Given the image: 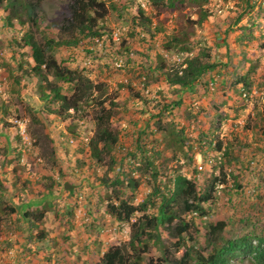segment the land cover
I'll return each mask as SVG.
<instances>
[{
    "label": "trees",
    "instance_id": "obj_1",
    "mask_svg": "<svg viewBox=\"0 0 264 264\" xmlns=\"http://www.w3.org/2000/svg\"><path fill=\"white\" fill-rule=\"evenodd\" d=\"M148 1L156 15L165 10L173 11L184 3H193L199 7V15L192 24L199 25L210 17L206 10L200 8L208 0ZM0 7L5 12L1 19L4 26L11 27L13 20L19 25L27 24L26 31L19 37V47L25 51V56L31 60L32 65L25 67L16 61L15 69L20 75L12 76L13 81L18 82L19 78L27 81L34 79L38 100L44 103V115L75 119L73 114L87 110L86 115L89 114L92 122V134L85 145L80 144L77 151L81 154L82 162L88 163L87 166H106L104 176L98 179L105 202L102 210L118 230L126 231L127 236L125 242L112 245L103 251L93 264H143L144 256L151 248L158 250L159 256L154 260H145L144 264H236L238 260H244L247 264H264V216L257 215L259 210L252 209V213L246 211L244 216L240 214L241 217L236 220L235 225L232 216L227 218L233 226L225 219L207 222L201 229L202 237L197 238L195 235L199 226L196 220L210 217L215 205L222 202L219 194L223 196L230 193L226 187L229 181L233 195L241 198L242 185L238 170L240 161L233 152L237 141L234 138L231 143L223 145L215 134L227 115L215 109L210 129L207 128L206 132L199 131L195 137H189L182 127L174 123L173 119H169L173 106L181 105L179 99L160 104L156 99L148 100L136 91L135 98L142 106L147 105L148 120L152 122L150 125L145 123L144 127L135 131L131 144L114 151L119 138L112 120L119 103L106 92L103 82L91 81L89 71L84 66L72 68L67 61L54 57L56 48H86L94 37L101 39L105 36L106 42L102 39L101 42L113 50L111 57L101 52L84 50L88 57L86 61L92 64L96 62L98 75L101 77H105V73L113 74L121 67L124 71L133 70L135 60L131 57V51H128L123 43L117 49L112 47L107 18L113 14L120 21H124L128 26L127 37L130 40L136 38L141 42H151L160 29L152 25L134 0H69L65 6V15L51 24L58 37L56 41L39 30V20L30 1L22 3L21 0H0ZM257 17L260 19L259 28L253 23ZM219 25L216 38L212 37V45H218L219 41L226 59L230 45L232 50L255 44L258 45L257 48L262 49L264 0H237L235 10L224 19L221 18ZM160 46L165 53L173 50L184 55L178 63L171 65L161 56H157L153 69L148 66L144 69L143 77L146 80L152 69L166 88H178L182 92L192 93L198 86L206 91V83L202 81L208 73L214 70L224 74L226 72L227 61H221L220 57L215 58L212 46L204 42L189 41L188 33L183 30L164 36V42ZM115 57L120 58L119 69H114L109 64ZM254 69L252 66L247 73H252ZM217 75L219 80L214 84L215 90L217 85L223 88L228 80V77L222 74ZM263 78L264 70L261 87H264ZM63 86H66L69 94L61 92ZM236 86L239 98L242 93L250 92V80L246 75H237L230 81L231 88ZM252 105L253 124L244 128L250 131L264 122V100L261 103L254 101ZM24 109L29 115L30 123L41 130L37 111L28 105H24ZM68 111H72V114ZM198 114L208 117L199 107L195 114L189 117L195 119ZM163 118L166 119L165 124L162 123ZM74 126L75 123L72 127ZM155 133L171 136V144L166 143V147H173L174 150L168 159L164 158L159 150L160 144ZM39 134L48 142L47 155L52 157V141L47 135L41 132ZM149 135L154 138L146 142ZM29 137L35 141L39 140L33 131H30ZM5 151L7 154L11 151L10 142ZM169 161H176L178 165L173 170L166 169L167 172L164 173L163 165ZM200 166L210 167V171L198 181L201 172L197 171V167ZM111 171H115L114 175L107 177V172ZM142 180L147 182L148 193L139 202H133ZM48 181L51 183L52 179L49 178ZM1 188L0 182V190ZM68 194H74V191L69 190ZM227 201L228 209L237 211V204L230 198ZM231 201L233 205L230 204ZM32 208L30 204H22L18 212L13 206L5 205L0 200V236L9 238L19 233L22 237L21 253L27 255L34 250V245H43L48 241V245L54 246L53 239L48 238L46 232L36 231L37 224L42 221L44 214L34 213ZM65 214L63 217L69 212L66 210ZM189 215L192 217L188 218ZM236 231L239 233H235Z\"/></svg>",
    "mask_w": 264,
    "mask_h": 264
},
{
    "label": "rangeland",
    "instance_id": "obj_2",
    "mask_svg": "<svg viewBox=\"0 0 264 264\" xmlns=\"http://www.w3.org/2000/svg\"><path fill=\"white\" fill-rule=\"evenodd\" d=\"M21 1L22 3L30 1L33 4L34 14L40 22L37 26L44 33L43 35L53 37L54 41L58 40L51 24L65 15V6L69 0ZM134 3L138 4L137 0H134ZM143 3L144 15L150 19L152 25L160 29L151 42H141L136 38L130 40L127 37L128 26L124 21H120L113 14L107 18L112 47L117 49L123 43V46L131 51V57L135 60L133 70L124 71L121 67V69L117 68L119 71L113 74L105 73V77H101L100 74L98 75L96 62L92 64L86 61L88 57L84 50L101 52L111 57L110 53L113 50L108 48L106 43L101 42V39L106 42L105 36L101 39L93 38L99 40V46L91 39V44L86 48L82 46L56 48L55 59L67 61L72 68L84 66L89 71L88 76L91 81L103 82L106 92L119 103L117 113L112 120L119 138L114 151L131 144L135 131L144 127L145 123L148 122L150 125L152 122L148 120L147 105L142 106V103L135 98L136 91L142 93L148 100L156 99L160 104L179 99L181 105L173 106L169 112V119H173L174 123L182 127L189 137H195L199 131L206 132L210 129L216 113L215 109L221 110L227 118L222 121L215 134L223 145L231 143L234 138L237 141L233 152L240 161L238 170L242 185L241 198L233 195L229 181L226 187L230 193L223 196L219 194L222 202L215 205L210 217L196 220L199 226L195 235L201 238L203 225L210 221L227 220L232 216L235 225L236 220L241 217L240 214L244 216L246 211L252 213V209L260 211L257 212L258 216H264V122L262 121L259 127L251 131L244 129L246 125L253 124L251 109L253 102L261 103L264 100V87H261L264 47L259 49L255 44L232 50L230 45L227 60L219 41L218 45H212V37L216 38L220 29L221 18L224 19L235 10L237 0H208L200 8L206 10L210 17L199 25L192 24L199 15V7L196 4L184 3L173 11L165 10L156 15L148 0H144ZM4 15L5 12L0 7V182L2 184L0 200L5 205L13 206L18 212L20 206L26 203L33 206L34 213L43 212L44 217L37 224L36 231L46 232L47 237L53 239L54 246L48 245L49 242L46 241L43 245H34L32 248L34 250H31L30 254H22V237L19 233L9 238L1 235L0 264H93L97 262L103 251L112 245L125 242L127 236L126 231L118 230L102 210L105 202L98 179L104 176L106 166H87L88 163L82 162L81 154L77 151L80 144L85 145L92 134V122L89 114L86 115L87 110L73 114L75 119L44 115L42 113L44 103L38 100L34 79L27 81L19 78L18 82L13 81L12 76L20 75L15 69L16 61L25 67L32 65L31 60L25 56V51L19 47L21 45L19 37L26 31L27 24L19 25L13 20L12 26L6 27L1 20ZM253 23L259 28V17ZM181 30L188 33L189 41L204 42L212 46L215 50V58L220 57L221 61H227L225 74L214 70L202 81L206 83V91L198 86L192 93L182 92L178 88H166L157 73L152 71L157 56H161L168 65L178 63L180 57H184L173 50L165 53L160 46L164 42V36L177 34ZM115 61H120V58L115 57L111 62L109 61L112 68ZM147 66L152 69L146 80L143 72ZM252 66L255 69L248 74ZM217 74L228 77V80L223 88L217 85L215 90L214 84L219 80ZM237 75H246L250 80V92L242 93L240 98L237 95L238 86L230 87V81ZM61 92L69 94L66 86L62 87ZM24 105L37 111L36 116L42 125L41 130L30 123ZM198 107L202 108L208 117L198 114L195 119L190 118L189 116H193ZM68 113L72 114V111ZM74 123L75 126L72 127ZM162 123L165 124L166 119L163 118ZM30 131H33L39 140L30 138ZM40 132L52 141L51 146L54 149L52 157L47 155L49 144L42 139ZM155 135L160 144L159 150L163 153V157L168 159L174 150L173 147H166V143L171 144V136L159 133ZM152 138L154 136H147L146 142L152 141ZM8 142L11 151L7 154L5 148ZM177 165L176 161L165 162L164 173L167 172L166 169L173 170ZM200 168L201 176L198 181L206 177L210 171V167L200 166ZM114 173L115 171L107 172V177H112ZM49 178L52 179L51 183L48 181ZM148 188L147 182L142 180L133 202L143 199L148 193ZM69 190H73L74 194H68ZM228 198L237 204L235 206L237 211L228 209ZM66 210L69 214L63 217L66 215ZM228 222L232 225L231 221ZM159 253L158 250L151 248L144 256L143 264L147 259H156ZM235 263L247 264L244 260Z\"/></svg>",
    "mask_w": 264,
    "mask_h": 264
},
{
    "label": "built area",
    "instance_id": "obj_3",
    "mask_svg": "<svg viewBox=\"0 0 264 264\" xmlns=\"http://www.w3.org/2000/svg\"><path fill=\"white\" fill-rule=\"evenodd\" d=\"M143 1H144V0H137L139 6H140V8H141V10H145V5H144ZM115 36H116V34H114V37H115ZM93 42H94L97 46L100 45V42H99V40H98L97 38L93 39ZM263 57H264V50H263ZM113 67H114V68H119V67H120V61H115V62L113 63ZM197 169L200 170V167H197ZM191 216H192V215H191Z\"/></svg>",
    "mask_w": 264,
    "mask_h": 264
},
{
    "label": "clouds",
    "instance_id": "obj_4",
    "mask_svg": "<svg viewBox=\"0 0 264 264\" xmlns=\"http://www.w3.org/2000/svg\"><path fill=\"white\" fill-rule=\"evenodd\" d=\"M200 169H201V168H200ZM197 170H198V169H197ZM198 171H199V170H198ZM190 217H192V216L189 215L188 218H190Z\"/></svg>",
    "mask_w": 264,
    "mask_h": 264
},
{
    "label": "crops",
    "instance_id": "obj_5",
    "mask_svg": "<svg viewBox=\"0 0 264 264\" xmlns=\"http://www.w3.org/2000/svg\"><path fill=\"white\" fill-rule=\"evenodd\" d=\"M30 201H32V200H30ZM36 207V206H35Z\"/></svg>",
    "mask_w": 264,
    "mask_h": 264
}]
</instances>
